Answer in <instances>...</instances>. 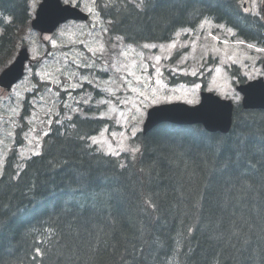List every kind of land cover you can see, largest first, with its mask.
<instances>
[{
	"label": "trees",
	"instance_id": "1",
	"mask_svg": "<svg viewBox=\"0 0 264 264\" xmlns=\"http://www.w3.org/2000/svg\"><path fill=\"white\" fill-rule=\"evenodd\" d=\"M106 2L98 0L101 17L129 44L169 43L206 17L264 47V12L242 0H145L143 10L138 0ZM29 3L0 0V65L16 55ZM106 125L78 116L54 124L28 159L18 152L26 123L17 130L0 177V264H264V110L235 104L228 134L159 125L137 135L135 158L91 145Z\"/></svg>",
	"mask_w": 264,
	"mask_h": 264
},
{
	"label": "rangeland",
	"instance_id": "2",
	"mask_svg": "<svg viewBox=\"0 0 264 264\" xmlns=\"http://www.w3.org/2000/svg\"><path fill=\"white\" fill-rule=\"evenodd\" d=\"M241 3L247 12L255 15L264 8V0H242ZM79 4L90 16L88 22H69L57 32L44 36L33 31L31 25L19 32L17 52L27 45L32 62L26 66L25 77L11 91L0 87V176L15 146L16 132L24 122L25 140L18 149L21 159L40 154L45 133L48 134L54 124L64 125L76 116L100 118L110 123L90 138L91 145L99 151L107 155L115 151L116 157L131 155L135 158L138 152L130 154L124 150L133 143L129 132L138 119L137 135L142 133L147 112L152 107L175 102L197 105L205 84L206 91L225 100L233 101L232 97L239 94L240 101L233 102L241 104L243 97L236 87L242 83L233 76V71L238 69L245 83L264 78V51H258L264 47L236 38L235 33L222 24L209 20L210 23L201 28L202 22L190 34L181 30L171 42L144 49L143 44H129L124 38L120 41L117 39L120 36L111 34L110 23L99 13L98 0L95 5L91 0H79ZM89 8L99 16L90 13ZM179 75L197 77L198 83L170 84ZM42 77L48 82L44 83ZM137 80L145 83L139 84ZM140 92L149 98L154 93L162 99L159 104L141 107L146 101ZM190 100L194 103H188ZM25 108L30 113L22 120ZM92 139L100 143L93 144ZM135 144L139 148L136 138Z\"/></svg>",
	"mask_w": 264,
	"mask_h": 264
},
{
	"label": "water",
	"instance_id": "3",
	"mask_svg": "<svg viewBox=\"0 0 264 264\" xmlns=\"http://www.w3.org/2000/svg\"><path fill=\"white\" fill-rule=\"evenodd\" d=\"M67 19L55 17L60 20V25L72 20L87 22L89 15L80 8L72 9L67 13ZM54 19L36 18L32 21V28L42 34L53 33L58 27H54ZM59 25V26H60ZM30 60V54L26 45L22 46L13 63L8 67L10 76L0 75V86L7 91L17 84L25 75L26 63ZM264 68V64H263ZM10 86V89H9ZM236 90L243 95L242 108L245 110H264V78L241 84ZM235 105L231 100H225L218 95L203 91L198 105L189 106L185 103H172L156 106L148 111L144 124L143 135H147L162 124L176 126L202 125L210 133L228 134L232 128Z\"/></svg>",
	"mask_w": 264,
	"mask_h": 264
},
{
	"label": "snow or ice",
	"instance_id": "4",
	"mask_svg": "<svg viewBox=\"0 0 264 264\" xmlns=\"http://www.w3.org/2000/svg\"><path fill=\"white\" fill-rule=\"evenodd\" d=\"M92 4L95 5L96 0H91ZM112 4H115V0H107V2L105 4H103V7H109ZM79 7V0H30L29 3V8L30 9H34L36 11V15L38 18H48L49 16H51L53 19L55 17H61L62 19L66 20L67 19V13L71 12L72 9L78 8ZM133 7L135 9H139V10H143V8L145 7V0H138V2L133 4ZM88 11L90 13H93L94 10L93 8H89ZM94 15H96L97 17L99 16L98 12H94ZM203 19V23L201 24V28H203L204 24L210 23L209 19L206 17H202ZM108 23H111V20L107 21ZM60 25V20L59 19H54V27H59ZM222 27V26H221ZM103 31H107V29H103ZM182 31L187 35L190 34L191 30L190 29H182ZM61 34H63V31L61 32ZM181 34V32H177L176 35L179 36ZM45 39H50L49 37H45ZM118 40L123 41V37H117ZM240 43H243V41H240ZM125 47H127V45H125ZM142 48L144 49H155L157 48L156 44H143L141 45ZM172 47H175V43H173ZM248 47H253L252 45H248ZM258 51H264V49H258ZM122 54H124L125 56L127 55V52H123ZM160 61V57L157 56L156 57V62L159 63ZM14 71V69L10 70L8 68L7 65H0V75H3L5 77L10 76L11 72ZM157 71H159V69H157ZM131 74V73H129ZM193 75H195V72L193 73ZM42 81L44 83H47L48 81L44 80V78H41ZM0 83H2V81H0ZM137 83L139 84H144L145 81L143 80H137ZM197 88L199 87V85L196 86ZM10 89V86H9ZM51 89H49L50 91ZM134 90V89H133ZM194 91V90H193ZM139 95L146 101V103L144 105H142L141 107H147L148 104H152V105H156L159 104L162 97L161 96H157L156 94H151V97L149 98V95L145 94L144 92H140ZM233 101L235 102H239L241 97L239 96V94H236L232 97ZM188 103H194V101H188ZM137 111L140 113V117H143L144 113L143 111H141V108H137ZM139 128V120L137 119L136 123H134L131 126V131L129 132V136L132 138L133 143L131 148H125L124 150L131 153H135V152H139L140 149L136 146L135 144V138L137 136V131ZM45 135H47V133H45ZM92 143L93 144H99L100 141L96 140V139H92ZM39 154V153H36ZM110 155H116V152L113 151L110 153ZM123 166V165H121ZM148 203H151L150 201H148ZM153 207H155V205H152ZM43 243V242H41ZM141 255H143L144 250L143 249H139L138 250ZM44 252H46V249H41L39 246L36 248V253H37V257H40L41 255L44 254ZM127 264V262H126Z\"/></svg>",
	"mask_w": 264,
	"mask_h": 264
},
{
	"label": "bare ground",
	"instance_id": "5",
	"mask_svg": "<svg viewBox=\"0 0 264 264\" xmlns=\"http://www.w3.org/2000/svg\"><path fill=\"white\" fill-rule=\"evenodd\" d=\"M150 133V132H149ZM13 188V187H12ZM81 256V255H80ZM97 261V260H96ZM133 261V260H132ZM123 263V262H122ZM96 264V263H95ZM107 264V263H106ZM134 264V263H133Z\"/></svg>",
	"mask_w": 264,
	"mask_h": 264
}]
</instances>
